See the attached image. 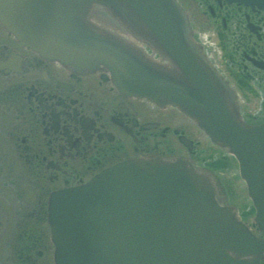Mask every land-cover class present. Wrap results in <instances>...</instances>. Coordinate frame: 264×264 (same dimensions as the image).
I'll use <instances>...</instances> for the list:
<instances>
[{
  "label": "water",
  "instance_id": "1",
  "mask_svg": "<svg viewBox=\"0 0 264 264\" xmlns=\"http://www.w3.org/2000/svg\"><path fill=\"white\" fill-rule=\"evenodd\" d=\"M97 8L111 19L94 14ZM100 18L110 28L121 25L166 65L93 22ZM0 21L43 58L80 72L106 70L125 95L176 107L191 119L237 160L264 234V123L241 120L175 0H0ZM49 224L56 264H260L264 258V239L220 204L207 171L182 159L126 161L60 191Z\"/></svg>",
  "mask_w": 264,
  "mask_h": 264
},
{
  "label": "flooded vegetation",
  "instance_id": "2",
  "mask_svg": "<svg viewBox=\"0 0 264 264\" xmlns=\"http://www.w3.org/2000/svg\"><path fill=\"white\" fill-rule=\"evenodd\" d=\"M175 1L241 120L264 123V0ZM220 153L228 155L177 108L125 95L106 70L80 72L47 60L0 21V264H56L52 197L120 163L151 157L210 172L220 204L264 238L238 164L225 156L227 163L214 167L210 155Z\"/></svg>",
  "mask_w": 264,
  "mask_h": 264
},
{
  "label": "rangeland",
  "instance_id": "3",
  "mask_svg": "<svg viewBox=\"0 0 264 264\" xmlns=\"http://www.w3.org/2000/svg\"><path fill=\"white\" fill-rule=\"evenodd\" d=\"M226 156V158H227V160L228 159H230V163L232 164V161L234 160V158L232 157V156H229V155H226V154H222V153H220V154H214V155H210V158L212 159V161H216V162H214V167L215 168H221V167H223L227 162L224 160V157ZM236 162V161H235ZM223 171V170H222ZM228 175H230L231 176V174H227V176ZM238 177L236 176V179H237ZM231 185H232V183H231ZM244 190H246L245 189V187H244ZM245 193H246V191H245ZM251 202V201H250Z\"/></svg>",
  "mask_w": 264,
  "mask_h": 264
},
{
  "label": "bare ground",
  "instance_id": "4",
  "mask_svg": "<svg viewBox=\"0 0 264 264\" xmlns=\"http://www.w3.org/2000/svg\"><path fill=\"white\" fill-rule=\"evenodd\" d=\"M208 174L211 176L210 172H208ZM212 177V176H211Z\"/></svg>",
  "mask_w": 264,
  "mask_h": 264
}]
</instances>
